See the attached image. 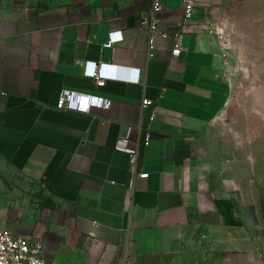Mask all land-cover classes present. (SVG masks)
<instances>
[{
	"label": "crops",
	"instance_id": "1",
	"mask_svg": "<svg viewBox=\"0 0 264 264\" xmlns=\"http://www.w3.org/2000/svg\"><path fill=\"white\" fill-rule=\"evenodd\" d=\"M209 1L184 26L179 0H163L168 39L152 58L151 0H27L37 17L0 14V230L41 241L49 264H264V87L236 94ZM84 62L138 70L142 85L99 88ZM65 92L111 107L57 110ZM126 143L134 175H148L132 190L115 150Z\"/></svg>",
	"mask_w": 264,
	"mask_h": 264
},
{
	"label": "built area",
	"instance_id": "2",
	"mask_svg": "<svg viewBox=\"0 0 264 264\" xmlns=\"http://www.w3.org/2000/svg\"><path fill=\"white\" fill-rule=\"evenodd\" d=\"M180 8L182 11V23L185 26L189 21L193 19L196 9L199 7V0H179ZM163 0H151L149 10L144 16L142 26L148 36L147 52L149 58L153 57L156 41L158 39L167 40L168 36L164 33L159 26V15L162 12ZM182 25V26H183ZM119 33V39H114V34ZM111 33L108 36V42L105 45L107 48H111L114 44L122 42V35L120 32ZM223 35H219L218 39L223 40ZM181 49L178 42H176L171 50V57L178 58L180 56ZM83 76L95 81L97 87H103L106 82H121L125 84L142 85V80L138 70H132L123 76L121 72H118L113 66H109L102 63L84 62L82 64ZM132 73H136L133 75ZM151 105L148 100H142L141 106L143 108ZM111 107V101L104 100L102 98H96L91 96H83L72 92L62 93L56 104L57 110H68L75 112L87 113L92 108H101L103 110H109ZM154 116L150 118L152 121ZM149 137H145V143H147ZM115 150L127 153L130 158L131 172L133 176L129 179L127 189L132 190L135 182V178L146 179L147 174L134 175V166L137 162V156L133 149H130L129 144L124 146H118ZM0 264H49L43 254V245L41 241L30 242L26 239L19 238L15 234L8 230H0Z\"/></svg>",
	"mask_w": 264,
	"mask_h": 264
},
{
	"label": "rangeland",
	"instance_id": "3",
	"mask_svg": "<svg viewBox=\"0 0 264 264\" xmlns=\"http://www.w3.org/2000/svg\"><path fill=\"white\" fill-rule=\"evenodd\" d=\"M28 9L27 0H0L1 15L15 11L18 18L37 17ZM203 9L213 28L209 33L217 40V27L232 30L223 37L221 48L231 64L230 80L236 94L253 86L264 87V0H210ZM254 74L256 82L251 77ZM26 183L28 194L42 203L45 195L33 183Z\"/></svg>",
	"mask_w": 264,
	"mask_h": 264
},
{
	"label": "bare ground",
	"instance_id": "4",
	"mask_svg": "<svg viewBox=\"0 0 264 264\" xmlns=\"http://www.w3.org/2000/svg\"><path fill=\"white\" fill-rule=\"evenodd\" d=\"M222 29H223V31L225 30V32H227V33H230V28L229 27H222ZM252 77V79H253V82L255 81H258L257 80V76L254 74V75H252L251 76Z\"/></svg>",
	"mask_w": 264,
	"mask_h": 264
},
{
	"label": "snow or ice",
	"instance_id": "5",
	"mask_svg": "<svg viewBox=\"0 0 264 264\" xmlns=\"http://www.w3.org/2000/svg\"><path fill=\"white\" fill-rule=\"evenodd\" d=\"M114 39H119V33L114 34Z\"/></svg>",
	"mask_w": 264,
	"mask_h": 264
}]
</instances>
